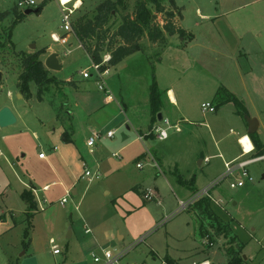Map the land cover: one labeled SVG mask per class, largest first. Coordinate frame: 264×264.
Masks as SVG:
<instances>
[{
    "label": "rangeland",
    "instance_id": "obj_1",
    "mask_svg": "<svg viewBox=\"0 0 264 264\" xmlns=\"http://www.w3.org/2000/svg\"><path fill=\"white\" fill-rule=\"evenodd\" d=\"M103 1L84 0L74 21L91 16ZM139 1L126 0L119 7L111 30L122 15L133 14ZM172 1L181 10L174 21L178 19L193 39L167 32L157 42L143 37L140 50L109 67L105 83L114 101L105 104L100 80L80 74L85 68L94 74L88 53L74 38L70 46L51 38L53 29L62 30L58 0H47L40 12L29 15L17 8L24 15L16 26L12 25L17 0H0V14L6 13L0 20L4 43L0 45V109L10 107L17 118L15 124L0 127V218L4 220L0 264H102L93 255L103 256L105 250L119 257L120 264L123 259L140 264L165 255L192 263L206 254L212 263L226 264L223 237H211L212 246L203 243L197 223L204 220L193 202L199 195L209 196L220 213L241 219L242 237L249 241L244 255L258 256L259 262L250 259V264H264V179L258 174L264 164L250 167L254 180L244 188L230 187L234 177L216 182L225 174V160L240 151L237 138L247 134L246 115L259 117L258 138L264 143V49L255 42L264 46V0H161L164 12L148 3L160 27L167 12L176 9ZM10 31L15 45L8 40ZM44 46L59 54L62 68L50 72L58 82L46 89L43 100L37 98L34 82L30 96L23 97L18 88L19 53L41 51ZM66 48L71 49L67 55L62 53ZM70 79L76 87L67 82ZM154 80L161 89L174 86L190 123H180L181 133L168 129V139L140 140L137 129L151 130L147 101ZM221 84L244 101L247 113H238L233 102L219 105L214 112L202 111L201 103L211 102ZM162 112L169 116L166 109ZM71 113L72 141L67 143L62 138L66 129L62 120ZM172 118L176 121L178 116ZM156 125L167 128L162 121L152 127ZM108 131L114 132L112 138L107 137ZM94 132L100 136L91 152L86 142ZM67 148L73 156L64 159L61 154ZM40 152L45 158H39ZM206 156L210 161L204 160ZM138 161L143 164L140 169ZM84 165L91 172L99 168V178L81 177ZM180 177L185 184L179 183ZM28 179L35 184L34 210L26 207L20 195L31 187ZM192 179L195 189L189 186ZM47 183L49 187L43 189ZM135 185L152 191L154 198L143 199L144 194L131 190ZM73 189L77 195H72ZM63 197L67 198L64 204ZM180 200L191 203L180 209ZM27 213H33L29 220ZM85 226L91 233L85 232ZM50 238L59 252H53Z\"/></svg>",
    "mask_w": 264,
    "mask_h": 264
},
{
    "label": "trees",
    "instance_id": "obj_2",
    "mask_svg": "<svg viewBox=\"0 0 264 264\" xmlns=\"http://www.w3.org/2000/svg\"><path fill=\"white\" fill-rule=\"evenodd\" d=\"M46 1L47 0H43L41 3L37 4V8H39L40 11ZM125 1L126 0H104L96 6V9L91 16L83 15L73 22V30L79 43L83 46L84 50L88 53L94 63H101L104 57L109 55L106 66L110 67L118 64L125 57L140 49L139 42L143 37H148L150 41L157 42L164 37L165 32L169 34H177L179 36H184L186 34L185 29L177 25V22L174 21L175 14L180 15V10L175 6L173 1L172 3L176 9L175 11L167 12L168 18L166 19L164 26L160 27L158 24L154 23L155 14L148 6V3H152L157 12H164L165 7L162 5L161 0H140L133 14L131 15L127 13L122 15L120 24L117 28L111 30L112 22L114 23L113 19L118 13L119 7L123 8L125 6ZM13 13L17 19L12 26H16L17 22L22 20L21 18L24 14L22 12L19 13L17 7L13 9ZM5 14L6 13L0 14V20L5 17ZM10 37L11 31L9 32L8 40L10 44H14ZM0 45L3 46L4 43L0 41ZM45 50L46 48L33 53H19L21 70L18 76V88L23 97L30 96V83L34 82L37 86L36 96L39 100H43L46 89H48L51 84L58 82L56 76L50 73L51 71L40 59V54L45 52ZM12 52L16 54L15 51ZM60 81L65 82L63 80ZM68 82L73 86L76 84L72 80ZM162 95L163 92L157 87L154 80V83L150 87V107L154 122L157 121V113L161 110ZM214 99L216 100L215 108L226 102H233L238 113H246L244 102L224 87H219L217 89ZM56 117L60 119L61 115L59 111L57 112ZM70 120V115H66V119L62 120L66 128L62 133V138L67 142H71V137L68 131L70 128ZM66 121H69L67 126L65 125ZM250 136L256 146L255 154H263L264 145L257 141L255 133ZM179 183L185 184L181 177L179 178ZM191 185L189 186L191 187ZM21 196L29 210L36 209V200L31 188L24 189ZM194 204L196 208L200 210V214L208 222L213 231L212 235L211 233L209 234L208 231L201 229L200 233L202 238L204 239L207 237L208 239H211V237L216 235L223 237L226 241L225 245L222 246L223 252L227 256L226 264H248L243 256L245 243L231 231L228 223L224 222L223 219L216 215L211 208L209 196H198L195 199ZM27 215L29 220L33 213H27ZM28 234L29 228L25 231L26 237H28ZM164 264L172 263L171 261L169 262L166 260Z\"/></svg>",
    "mask_w": 264,
    "mask_h": 264
},
{
    "label": "built area",
    "instance_id": "obj_3",
    "mask_svg": "<svg viewBox=\"0 0 264 264\" xmlns=\"http://www.w3.org/2000/svg\"><path fill=\"white\" fill-rule=\"evenodd\" d=\"M60 10H61V19H60V29H62L60 33H52L51 38L54 42L59 43L61 45L70 46L71 45V38H74L77 40L76 34L73 30V22H74V14L77 11L78 7L76 5V0H58ZM36 0H17L16 7L19 9H28V8H36L37 6ZM69 52H71V49L66 48V50H63L62 53L67 55ZM109 58L107 56L104 57L103 61L101 63H92V68L94 70V74L89 71L90 68L83 69L80 74L83 78H90L93 75L96 76L97 80H100V83L98 85V88L101 90H104L106 93V100L112 101L114 100V96L112 95L109 88L106 87L105 83V76L109 73V67L106 66V63ZM201 109L203 112L210 111L214 112L216 110L215 105L209 101L204 102L201 104ZM163 123L166 124L167 128H163L161 126L156 125L155 127H152L151 130L145 133L147 136H154L158 140H165L169 137L168 129L174 128L175 131H181V127L179 122L178 123H171L168 119L163 118ZM107 137L112 138L114 136L113 131L107 132ZM145 135H140L139 138L143 139ZM100 136V133H93V138H89L86 142L87 146L93 147L95 145V138H98ZM247 137L249 141L251 142V139L248 135H243L239 137L238 141L242 147L243 155L244 157L237 158L233 161L225 163V174L223 177L218 179L216 182H219L226 176L228 177H234L235 179L230 183L231 188H240L243 187L247 182H252L254 180V176L249 171V166L257 163H263L264 164V153L263 154H255V148L251 147V149L246 150L245 145L243 143V139ZM57 147H54V150H56ZM39 158H45V154L43 152H40L38 154ZM206 161H209V158H206ZM138 166H142V164H138ZM82 177H87L88 180L97 179L100 176V171L95 170L91 172L88 168H84V171L81 175ZM215 182V183H216ZM205 194H209L208 189H206ZM69 194V193H68ZM200 196V195H199ZM144 198L146 200H151L154 198V193L152 191H146L144 193ZM197 198V197H196ZM195 198V199H196ZM194 199V201H195ZM193 201V202H194ZM67 202V198L63 197L61 199V203L64 204ZM192 202V203H193ZM191 203L184 202L182 200L179 201V208L185 209L189 204ZM77 208V206H75ZM89 232V229L86 230ZM50 243L52 244L53 252L57 253L59 252L57 245L54 243L53 239H50ZM203 243L209 244L212 246V242L209 241V239L206 237L203 241ZM103 256H97L93 255L95 262H102V264H119V257L113 256L112 253L109 250H105L102 253ZM134 264V263H131Z\"/></svg>",
    "mask_w": 264,
    "mask_h": 264
},
{
    "label": "crops",
    "instance_id": "obj_4",
    "mask_svg": "<svg viewBox=\"0 0 264 264\" xmlns=\"http://www.w3.org/2000/svg\"><path fill=\"white\" fill-rule=\"evenodd\" d=\"M37 1V0H36ZM43 0H39V1H37V3L39 4V3H41ZM76 5H77V7H78V9H77V11L76 12H80V10L81 9H83L84 8V0H76ZM175 6H177V5H175ZM178 8H179V6H177ZM179 10H180V8H179ZM181 11V10H180ZM75 12V13H76ZM199 12V11H198ZM180 15H181V12H180ZM177 24H179V21H178V19H177ZM180 25V24H179ZM60 26V25H59ZM180 27H181V25H180ZM183 28V27H182ZM58 29V28H57ZM184 29V28H183ZM58 30H56V29H53L51 32H50V34H52V33H56ZM185 31H186V29H185ZM62 32V31H61ZM60 33V32H59ZM248 33V32H247ZM187 35V37H188V39H186V40H192L193 38V35H191V34H187V32H186V34L183 36V37H185ZM246 36V35H245ZM76 40V39H75ZM182 40V39H181ZM71 41V40H70ZM77 41V43H78V46L79 47H81V48H83L82 47V45L79 43V41H78V39L76 40ZM256 42V44H258V46L260 47V48H262V49H264V46H262V45H260L261 44V42H259V40H257V41H255ZM264 42V41H263ZM72 43V42H71ZM45 48H46V50H45V52H43L42 53V55H41V57H42V61H43V63H45V60H46V58L51 54V53H57L56 52V50H53L51 47H49V46H44ZM44 47H42V48H44ZM83 50H84V48H83ZM140 50V49H139ZM107 56V58H109V55H106ZM57 58H58V61H59V63H60V59H59V54L57 53ZM126 58V57H125ZM61 64V63H60ZM117 65V64H116ZM115 66V65H114ZM61 68H62V64H61ZM51 71V70H50ZM186 71H187V69H186ZM173 72H175V71H173ZM55 74V73H54ZM180 79V78H179ZM70 80H72V81H74V82H76L74 79H70ZM70 80H68V81H70ZM67 81V82H68ZM156 82V81H155ZM156 84H157V82H156ZM76 86H77V83H76ZM157 87H158V85H157ZM219 87H224V88H226L228 91H230L227 87H225L223 84H221ZM218 87V88H219ZM159 88V87H158ZM162 92H163V95H162V97H161V110L159 111V112H162L163 111V108L164 109H166L167 110V113L169 114V116L167 117V118H165L164 117V114H163V112H162V114H163V118H165V119H168L169 121H171V120H173L174 121V119L172 118L173 116L174 117H177L178 116V118L176 119V121H174L175 123H178L179 122V124L181 123V122H184V123H190V121H189V119L187 118V116H186V114H185V112H184V110H183V108H182V106L180 105V102H179V100H178V98H177V95H176V91H175V88H174V86H169V87H166L165 89H161V88H159ZM216 92H217V90H215V94H216ZM230 92H232V91H230ZM233 93V92H232ZM215 94L213 95V98L215 97ZM234 94V93H233ZM238 97V96H237ZM239 98V97H238ZM242 100V99H241ZM112 101H114V100H112ZM112 101H107L106 100V98H105V101H104V103L105 104H107V103H112ZM243 101V100H242ZM207 102V101H206ZM211 102H213V104L214 105H216V100L215 99H213V100H211ZM244 102V101H243ZM147 103H148V106H149V114H148V117H147V127H149L150 129L152 128V126L154 125V123H156V122H154L153 121V114H152V111H151V107H150V98L148 99V101H147ZM202 103H204V102H202ZM201 103V104H202ZM244 105H245V103H244ZM246 107V106H245ZM246 113H247V108H246ZM72 115V113L70 114V116ZM246 116H248V115H246ZM250 117V116H249ZM256 118V117H255ZM257 120H258V122H259V124H258V128H257V130L254 132L255 134H256V138H257V141L260 143V144H262V145H264V143H261V141H260V139L258 138V131H259V127H260V120H259V117H257L256 118ZM66 122H69V121H66ZM160 122V121H159ZM246 129H247V134L245 133V134H243V135H248L249 136V138L251 139V142L249 141V139L246 137V139L245 140H243V143H244V145H245V149L246 150H249V149H251V147H253V148H255V151H256V146H255V144H254V141L252 140V138H251V134L248 132V130H249V123H248V121H247V119H246ZM137 130H139V131H137ZM136 130V132H137V134H138V138H139V136L140 135H145V133H146V131L144 130V132L142 131V130H140V128L139 129H137ZM182 130H183V127L181 126V131H175L176 133H181L182 132ZM243 135H241V136H243ZM241 136H239V137H241ZM145 137L147 138V137H149V136H147V135H145ZM144 137V138H145ZM239 137L237 138V143H238V145H239V147H240V151H237V153L234 155V156H232L229 160H225V162H224V166H225V163H227V162H230V161H233V160H235V159H237V158H240V157H244V155H243V150H242V147H241V145H240V143H239V141H238V139H239ZM143 138V139H144ZM169 138V137H168ZM167 138V139H168ZM140 140H143V139H141V138H139ZM72 141V140H71ZM65 142H67V141H65ZM67 143H69V142H67ZM64 146H67V144H65ZM55 147V146H54ZM89 150L92 152V150H93V148L92 147H89ZM64 152L61 154V156H62V158H64V159H68L69 157H72L73 155H72V151H71V149H69V148H67V149H65V150H63ZM220 157H222V153H219L218 154ZM142 156H144L145 157V153H142V155H141V157ZM209 158L210 159V156H206V157H204V160H206V158ZM42 159V158H41ZM210 161V160H209ZM200 162H202L201 160H200ZM138 164H142V162L141 161H138L137 163H136V167L137 168H142L143 167V164H142V166L140 167V166H138ZM154 164H156V162H154ZM153 164V165H154ZM258 164V163H257ZM254 165H256V164H253V165H251V166H254ZM251 166H249V171H250V173L252 174V172H251V169H250V167ZM84 167H86L85 165H84ZM258 169H259V171L260 172H258V174H259V176H261V178L262 179H264V166H263V168H260V167H258ZM96 170H99V168L98 169H96ZM83 173V172H82ZM82 173L80 174V176L82 175ZM253 175V174H252ZM82 177V176H81ZM28 181L30 182V184H31V189L35 192V184L33 183V181L31 182L30 181V179H28ZM194 181H195V179H192V185H191V187H192V189H195V187H194ZM253 182V181H252ZM249 182H247L243 187H240V188H244L247 184H248ZM251 183V182H250ZM49 187V183H47V184H44L43 185V189H47ZM250 187H253V185L252 184H250ZM29 188V189H30ZM25 189H28V188H25ZM131 190H134V191H137L138 193H142V194H144V192H145V190H141V187L139 186V185H135V186H133L132 188H131ZM67 191V190H66ZM72 195H77V190L76 189H73L72 190ZM20 195H22V192L20 193ZM36 196V195H35ZM21 198H22V196H21ZM210 198V197H209ZM23 199V198H22ZM143 199H144V195H143ZM146 200V199H145ZM263 200H264V196H263ZM115 202V201H114ZM210 205H211V208L213 209V211L216 213V215H218L221 219H223V221L224 222H226V223H228L229 224V227L231 228V231L235 234V235H237V237L242 241V242H244L245 243V241H244V238L242 237V232L241 231H243V230H241V226L240 225H242V221H241V219L239 218V217H236V216H229V217H227L226 215H224V214H222V213H220L219 211H217V209H215V207H214V205L212 204V201H211V199H210ZM75 206H77V205H75ZM262 208H264V203L262 204ZM26 207H27V205H26ZM261 208V209H262ZM76 209H78V206H77V208ZM8 210H10L9 208H8ZM48 209H42V211H47ZM136 210V209H135ZM198 212L199 213H197L196 212V214H198L199 215V218L201 217V218H203V220L204 221H199L198 223H197V225L199 226V228H200V231H201V229H203L204 231H208V232H210L209 231V229H211V227L209 226V224H208V222L204 219V217L200 214V210H198ZM130 212H128V214H129ZM238 215V214H237ZM2 223H4V220H2L1 218H0V224H2ZM87 229H89V232H87L86 230ZM199 231V232H200ZM252 231H255V227L254 228H252ZM85 232L86 233H91V230H90V228L89 227H87V226H85ZM198 232V233H199ZM212 233H213V231H212ZM201 234V233H200ZM140 235V234H139ZM213 235V234H212ZM216 236H218V235H216ZM215 236V237H216ZM251 238V237H250ZM249 238V239H250ZM50 239H53V238H50ZM215 239V238H214ZM249 241H247L246 243H248ZM245 243V244H246ZM245 247V246H244ZM244 249V248H243ZM151 253H153L154 254V252L151 250L150 251ZM260 254V253H259ZM204 257L202 258V259H200V260H198V261H193L192 263H186V262H184V260H183V258L182 257H171V256H169V255H165L164 257H162V258H157L156 256H152V258H147L148 259V262H146V261H142L140 264H164V262H166V260H168L169 262L171 261V263L172 264H214V263H212L211 262V260L209 259V257H208V254H206V255H203ZM243 256L245 257L244 259L248 262V264H250V259L251 260H255L254 262H256V258H258V256H254L253 258L251 257V256H247V255H244V250H243ZM133 260L135 259V258H132ZM261 261H264V256L261 258ZM123 262L124 263H126V264H131V263H134V264H137L135 261H132V260H130V259H128V260H126V259H123V260H121V263L123 264ZM257 262H259V261H257ZM256 262V263H257ZM255 263V264H256ZM119 264H120V262H119Z\"/></svg>",
    "mask_w": 264,
    "mask_h": 264
},
{
    "label": "water",
    "instance_id": "obj_5",
    "mask_svg": "<svg viewBox=\"0 0 264 264\" xmlns=\"http://www.w3.org/2000/svg\"><path fill=\"white\" fill-rule=\"evenodd\" d=\"M40 10L39 8H28L24 10V14L29 15L32 13H38ZM45 66L49 69V70H60L61 69V64L58 61L57 58V53H51L45 60ZM19 96L21 97V95L19 94ZM246 119L249 123V130L248 132L250 134H253L257 128H258V120L255 117H249L246 116ZM157 120L158 121H162L163 120V114L162 112H158L157 113ZM17 121L16 115L14 114V112L10 109V107L8 106H3L0 109V127H6V126H10L15 124ZM70 234V233H69ZM245 258V257H244Z\"/></svg>",
    "mask_w": 264,
    "mask_h": 264
}]
</instances>
